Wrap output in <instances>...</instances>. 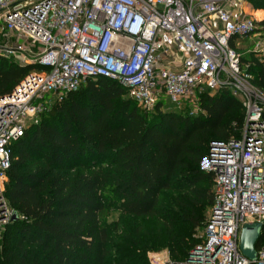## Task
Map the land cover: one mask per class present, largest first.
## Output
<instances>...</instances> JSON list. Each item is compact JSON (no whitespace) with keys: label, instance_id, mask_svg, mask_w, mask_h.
Instances as JSON below:
<instances>
[{"label":"built area","instance_id":"1","mask_svg":"<svg viewBox=\"0 0 264 264\" xmlns=\"http://www.w3.org/2000/svg\"><path fill=\"white\" fill-rule=\"evenodd\" d=\"M244 1L0 0V56L33 68L0 98V225L14 215L4 196L13 145L89 80L120 82L147 112L165 99L197 112L202 94L230 88L246 109L241 138L212 143L201 162L214 177L201 242L165 264H264V242L254 260L240 249L245 225L264 223V95L232 45L258 30ZM253 50L264 57V41Z\"/></svg>","mask_w":264,"mask_h":264},{"label":"trees","instance_id":"2","mask_svg":"<svg viewBox=\"0 0 264 264\" xmlns=\"http://www.w3.org/2000/svg\"><path fill=\"white\" fill-rule=\"evenodd\" d=\"M247 1L264 10V0ZM250 54L241 56L242 67L264 92V57ZM32 69L0 56V98ZM127 90L109 78L89 80L13 145L4 196L18 219L0 229V264H111L117 238L107 216L116 208L162 222L174 262L186 260L200 243H188L191 232L176 239V224L193 231L206 225L214 177L201 162L212 143L241 138L243 102L224 88L202 94L196 115L164 112L162 104L146 114L125 98ZM166 192L181 194L186 212L162 208ZM263 242L264 226L257 248Z\"/></svg>","mask_w":264,"mask_h":264},{"label":"rangeland","instance_id":"3","mask_svg":"<svg viewBox=\"0 0 264 264\" xmlns=\"http://www.w3.org/2000/svg\"><path fill=\"white\" fill-rule=\"evenodd\" d=\"M245 3L247 4L249 2L245 0L244 4ZM252 6L256 8L254 5ZM252 17L256 19V16H254V14H252ZM257 19H261V18L257 17ZM263 22L257 21V24L259 29L258 32L264 34V24L262 25ZM261 36H262V40L264 41V35ZM250 38L251 37H248L246 39L237 38L235 41L232 42L234 45L233 47L240 54H242L241 56L246 57L247 59L251 55L250 53L254 51L253 47L251 46L252 44H249ZM257 55L261 57L259 54ZM35 71H39V70L35 69ZM258 90L264 95L263 91H261L260 89ZM216 94L217 93H214L212 96ZM233 94L243 102V98H241L239 94L235 93L234 91ZM47 98L48 97L46 96V99ZM125 98H131L130 94L127 93ZM162 104H163L162 110L164 112H181L184 115H192V116L200 112V110L197 112H193L192 107H190L189 105H185L181 109H178L174 105H172L168 99L163 100ZM199 107H200V98H199ZM140 109L146 114L153 112V111L147 112L142 107H140ZM38 121H39L38 119L30 121L27 127H29L32 123H38ZM40 164L47 165L46 162ZM180 197L181 194L167 193V192L164 193L161 199L162 208H164L168 212L174 210L179 211L180 213L186 212L185 209H182L183 204L179 200ZM9 208L12 211V208L11 207ZM210 209L211 207H208L205 211L204 223L205 221H207ZM107 220L109 223H114L116 226L115 235L117 238V243L114 246V251L111 255V264H118L121 261L128 262L133 260H138L139 262H141V264H165L167 262H174L172 260L169 248L165 246L167 243L168 244L170 243L168 240L170 232L162 222L150 218H139L134 216H128L125 215L119 208H116L114 211L110 212L107 216ZM3 227H5V225L4 226L0 225V229H3ZM204 229L205 226H200L195 231H193L186 224L178 223L176 224L175 231L177 232V236H175V238L179 239L180 234H183L184 232L185 233L191 232L192 236L191 238L188 239V243H191L192 239H197L201 242V236L204 233ZM260 232L262 233V230H260Z\"/></svg>","mask_w":264,"mask_h":264},{"label":"water","instance_id":"4","mask_svg":"<svg viewBox=\"0 0 264 264\" xmlns=\"http://www.w3.org/2000/svg\"><path fill=\"white\" fill-rule=\"evenodd\" d=\"M17 219L18 215L14 214L12 220L16 221ZM263 226L264 223L247 224L242 230L240 238V249L242 254L250 260L256 259L257 243L260 239V230L263 229Z\"/></svg>","mask_w":264,"mask_h":264},{"label":"crops","instance_id":"5","mask_svg":"<svg viewBox=\"0 0 264 264\" xmlns=\"http://www.w3.org/2000/svg\"><path fill=\"white\" fill-rule=\"evenodd\" d=\"M247 5V6H246ZM244 10L252 16V14H254V16H256V21L258 22H263L264 21V10L262 9H257V8H254L252 6V4H249V3H245L244 4ZM257 17L261 18V19H257ZM259 30V29H258ZM257 32L255 34H253L251 36V38L249 39V44H252L251 46L254 47V44L257 40H262V36L261 35H264L263 33H260V32ZM263 41V40H262ZM246 45V44H245ZM248 52V51H246ZM246 54V53H244ZM242 55V54H241Z\"/></svg>","mask_w":264,"mask_h":264}]
</instances>
